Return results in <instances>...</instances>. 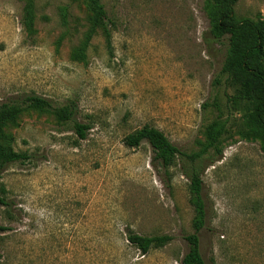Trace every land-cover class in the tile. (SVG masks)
I'll list each match as a JSON object with an SVG mask.
<instances>
[{"label":"rangeland","instance_id":"obj_1","mask_svg":"<svg viewBox=\"0 0 264 264\" xmlns=\"http://www.w3.org/2000/svg\"><path fill=\"white\" fill-rule=\"evenodd\" d=\"M98 1L107 30L94 28L87 0H0V106L25 107L2 143L30 156L1 173L0 263L180 264L197 171L206 263L264 264V151L247 135L250 102L221 72L229 45L209 32L211 0ZM234 12L264 21V0H239ZM30 95L54 111L27 107ZM72 106L85 138L56 115ZM217 122L222 134L195 162L165 166L148 141L126 143L148 125L196 153ZM129 233L173 240L143 254Z\"/></svg>","mask_w":264,"mask_h":264},{"label":"trees","instance_id":"obj_2","mask_svg":"<svg viewBox=\"0 0 264 264\" xmlns=\"http://www.w3.org/2000/svg\"><path fill=\"white\" fill-rule=\"evenodd\" d=\"M94 12V28L102 25L107 30V16L105 10L98 0H87ZM239 0H211L209 18L211 22L210 34L216 41H227L229 48L225 57L221 72L226 74V83L237 86L240 98L250 102V110L244 116V124L247 135L260 140V147L264 151V21L253 20L245 17L235 19L234 7ZM31 5H27V10ZM30 13V11H28ZM93 28V29H94ZM93 29L90 35L93 33ZM108 36L109 33L107 32ZM27 107L40 111L53 112L51 102L38 95H30L25 100ZM25 107L13 104H2L0 106V179L6 164L29 159L25 152H13L3 145L4 125L14 120L24 111ZM76 108H64L56 112L60 119L72 120L74 128L80 138L87 136L88 124L77 121L75 117ZM223 124L217 122L212 124L207 131L208 143L203 150L188 154L183 152L177 145L172 143L165 133L159 128L145 125L126 138L129 146L137 147L144 140L148 141L156 157L161 159L165 166L170 165L177 156L187 157L195 162L204 151L216 144L223 131ZM191 189L193 191V202L196 206L194 231L185 235L188 243V251L183 256L180 264H207L200 243L201 230L207 223V210L202 194L203 183L199 172L190 174ZM4 188L0 184V204H7L3 196ZM6 226L0 224V232L7 230ZM128 241L147 254L153 247H162L173 240L172 235L146 236L138 233H129ZM1 264V263H0Z\"/></svg>","mask_w":264,"mask_h":264}]
</instances>
